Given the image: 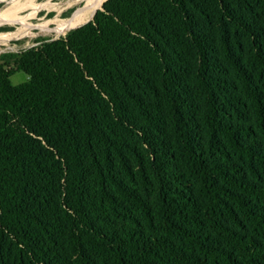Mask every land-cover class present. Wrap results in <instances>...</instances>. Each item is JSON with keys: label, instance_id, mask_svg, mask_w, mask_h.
Masks as SVG:
<instances>
[{"label": "trees", "instance_id": "1", "mask_svg": "<svg viewBox=\"0 0 264 264\" xmlns=\"http://www.w3.org/2000/svg\"><path fill=\"white\" fill-rule=\"evenodd\" d=\"M106 1L0 57V264H264V0Z\"/></svg>", "mask_w": 264, "mask_h": 264}, {"label": "rangeland", "instance_id": "2", "mask_svg": "<svg viewBox=\"0 0 264 264\" xmlns=\"http://www.w3.org/2000/svg\"><path fill=\"white\" fill-rule=\"evenodd\" d=\"M31 1L33 5L18 11L13 20L0 24V57L5 54H20L42 44L41 40L64 36L70 29L93 19L101 0ZM10 8L11 0H0V13ZM77 16L80 18L73 25L72 22ZM11 80L13 84L19 85L26 82L28 76L20 71L16 72Z\"/></svg>", "mask_w": 264, "mask_h": 264}, {"label": "bare ground", "instance_id": "3", "mask_svg": "<svg viewBox=\"0 0 264 264\" xmlns=\"http://www.w3.org/2000/svg\"><path fill=\"white\" fill-rule=\"evenodd\" d=\"M104 1L105 0L100 1L99 5L97 6V9L101 8V5L104 3ZM31 4H32L31 0H11V8L8 11H4V12L0 13V24H3V23L6 24V22L13 20L16 17V15L18 14V11L21 12L23 10H26L28 7L31 6ZM34 5H36V4H34ZM79 18H80V16H77L75 18V21L72 22L73 25L76 23L77 19H79ZM80 26H82V25H80Z\"/></svg>", "mask_w": 264, "mask_h": 264}, {"label": "water", "instance_id": "4", "mask_svg": "<svg viewBox=\"0 0 264 264\" xmlns=\"http://www.w3.org/2000/svg\"><path fill=\"white\" fill-rule=\"evenodd\" d=\"M102 9H103V7L101 8V10H102ZM93 19H94V18H93ZM93 19H92V20H93ZM88 23H89V22H88ZM78 28H79V27H78ZM75 29H76V28H75ZM71 30H73V29H71ZM71 30H69V31H71ZM69 31H67V32L65 33V35H66ZM65 35H64V36H65ZM60 38H61V37H57V38L52 39V40H57V39H60Z\"/></svg>", "mask_w": 264, "mask_h": 264}]
</instances>
